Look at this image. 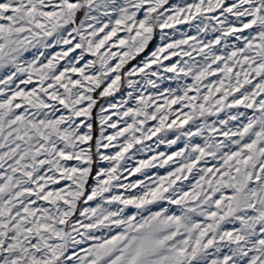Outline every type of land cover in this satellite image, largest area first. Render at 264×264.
Segmentation results:
<instances>
[{
    "label": "snow or ice",
    "instance_id": "snow-or-ice-1",
    "mask_svg": "<svg viewBox=\"0 0 264 264\" xmlns=\"http://www.w3.org/2000/svg\"><path fill=\"white\" fill-rule=\"evenodd\" d=\"M0 264H264V0H0Z\"/></svg>",
    "mask_w": 264,
    "mask_h": 264
},
{
    "label": "rangeland",
    "instance_id": "rangeland-1",
    "mask_svg": "<svg viewBox=\"0 0 264 264\" xmlns=\"http://www.w3.org/2000/svg\"><path fill=\"white\" fill-rule=\"evenodd\" d=\"M150 47H151V45H150ZM166 63V62H165ZM153 67H155V66H153ZM163 101L161 100V101H157V103H162ZM176 107V105H173V108H175ZM156 140V137H152V140L151 141H146V143H152L153 141H155ZM164 148H165V146L164 145H161V148H160V150H164ZM161 171H163V170H161ZM137 176H139V174H136Z\"/></svg>",
    "mask_w": 264,
    "mask_h": 264
}]
</instances>
